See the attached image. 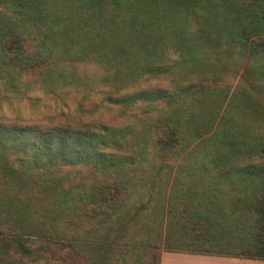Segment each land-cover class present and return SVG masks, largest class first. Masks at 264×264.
<instances>
[{"label": "trees", "instance_id": "16d2710c", "mask_svg": "<svg viewBox=\"0 0 264 264\" xmlns=\"http://www.w3.org/2000/svg\"><path fill=\"white\" fill-rule=\"evenodd\" d=\"M0 6V104L34 112L0 114V252L40 236L61 264L264 259V130L218 120L224 67L264 59V0Z\"/></svg>", "mask_w": 264, "mask_h": 264}, {"label": "rangeland", "instance_id": "374dc122", "mask_svg": "<svg viewBox=\"0 0 264 264\" xmlns=\"http://www.w3.org/2000/svg\"><path fill=\"white\" fill-rule=\"evenodd\" d=\"M24 25L29 28L32 33L30 35L31 41L36 45L35 43H38V39L32 38L35 36V32L32 31L34 23L24 20ZM236 57L234 56V58ZM236 63L235 67L228 68L225 66V73L221 74L223 79L219 85L223 87L225 95L219 107L218 120L222 116L224 123L219 124V126L227 127V131L264 130V59L261 54H256L251 58L243 56ZM78 70L81 76L87 75L91 83L100 84L103 72L95 65L84 63L79 66ZM5 75L0 69V94L4 93L5 80L3 78ZM28 93L30 95L35 94L34 91H28ZM42 98L44 101L47 100L45 99L47 98L46 96ZM29 102L23 95L21 97L6 98L0 104V114L31 117L34 112ZM39 107L40 110L45 108L44 104ZM208 135L209 133L206 137ZM176 163L175 168L177 166ZM45 240L46 238L40 236L35 238L29 236L23 240L24 247L28 252H23L20 249H10L13 252L9 254L0 252V258L4 262H13V264H61L58 258L52 255V252L58 248V244L51 243L46 248H40L47 245ZM84 257V253L79 255L80 264L89 263Z\"/></svg>", "mask_w": 264, "mask_h": 264}, {"label": "crops", "instance_id": "0c3cea01", "mask_svg": "<svg viewBox=\"0 0 264 264\" xmlns=\"http://www.w3.org/2000/svg\"><path fill=\"white\" fill-rule=\"evenodd\" d=\"M0 264H13V262H4L0 258ZM159 264H264V259L245 258L226 254H202L162 250Z\"/></svg>", "mask_w": 264, "mask_h": 264}]
</instances>
